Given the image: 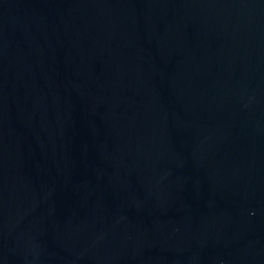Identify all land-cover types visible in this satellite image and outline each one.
Returning <instances> with one entry per match:
<instances>
[{"label": "water", "instance_id": "95a60500", "mask_svg": "<svg viewBox=\"0 0 264 264\" xmlns=\"http://www.w3.org/2000/svg\"><path fill=\"white\" fill-rule=\"evenodd\" d=\"M0 264H264V0H0Z\"/></svg>", "mask_w": 264, "mask_h": 264}]
</instances>
